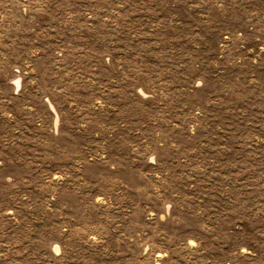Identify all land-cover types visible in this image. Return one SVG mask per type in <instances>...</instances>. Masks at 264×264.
Listing matches in <instances>:
<instances>
[{
    "label": "rangeland",
    "instance_id": "rangeland-1",
    "mask_svg": "<svg viewBox=\"0 0 264 264\" xmlns=\"http://www.w3.org/2000/svg\"><path fill=\"white\" fill-rule=\"evenodd\" d=\"M0 264H264V0H0Z\"/></svg>",
    "mask_w": 264,
    "mask_h": 264
}]
</instances>
